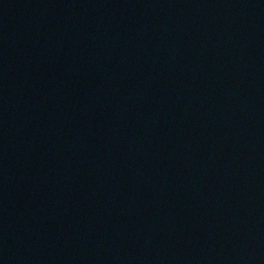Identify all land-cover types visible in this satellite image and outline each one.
<instances>
[{
  "label": "water",
  "instance_id": "1",
  "mask_svg": "<svg viewBox=\"0 0 264 264\" xmlns=\"http://www.w3.org/2000/svg\"><path fill=\"white\" fill-rule=\"evenodd\" d=\"M0 264H264V0H0Z\"/></svg>",
  "mask_w": 264,
  "mask_h": 264
}]
</instances>
